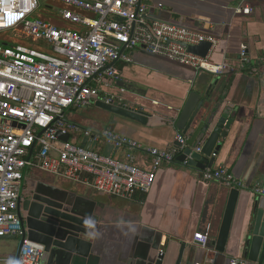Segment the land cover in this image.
Wrapping results in <instances>:
<instances>
[{
    "label": "crops",
    "instance_id": "0c3cea01",
    "mask_svg": "<svg viewBox=\"0 0 264 264\" xmlns=\"http://www.w3.org/2000/svg\"><path fill=\"white\" fill-rule=\"evenodd\" d=\"M146 4L150 22L172 24L213 38L216 44L209 57L216 64H227L230 72L216 77L152 56L139 47L129 54L131 62L116 65L120 80H108L110 86H104L102 93L153 113L148 125L115 118L95 103L70 109L67 113L83 112L70 118L66 113L65 118L93 132L111 129L135 139L143 147L135 151L137 162L147 167L151 159L145 149H171L177 145V135H184L166 122L170 118L167 116L179 114L190 93L205 91L215 78L226 85L234 78L227 100L234 107L236 119L219 154L212 156V169L227 168L246 185V189H237L239 197L225 252H216L212 243L217 239L232 189L205 181L202 170L178 161L164 163L151 191L137 193L131 200L102 194L35 168L26 170L24 192L35 189L58 201L78 196L92 206L94 226L86 237L89 243L71 264H155L161 252L168 262L176 264L182 247L181 264L211 259L213 263L208 264H230L233 258L247 261L243 251L245 232L255 204L263 198L253 189L264 186V1L250 0L254 11L249 15L236 12L240 0H146ZM48 20L63 28H76L60 19ZM243 46L249 59L244 69L240 61ZM85 138L78 135L70 140L81 145ZM112 153L123 155L121 150ZM198 234L209 237L206 248L196 239ZM18 247L19 242L0 239V264L15 261Z\"/></svg>",
    "mask_w": 264,
    "mask_h": 264
},
{
    "label": "built area",
    "instance_id": "2783aa9c",
    "mask_svg": "<svg viewBox=\"0 0 264 264\" xmlns=\"http://www.w3.org/2000/svg\"><path fill=\"white\" fill-rule=\"evenodd\" d=\"M52 1L62 6L60 19L76 28L36 16L38 0H0V239L24 234L19 202L28 168L131 200L137 193L150 192L158 169L175 163L189 149L186 136L177 135V145L171 149H145L151 160L141 167L135 151L143 147L135 139L111 129L93 132L65 118V111L88 108L98 100L124 104L121 98L102 93V88L110 86L108 80H120L116 65L131 62L132 51L142 47L152 56L216 77L230 72L227 64L188 51L202 42L214 46L213 38L150 22L146 0ZM253 11L250 0H240L236 9L246 15ZM240 61L244 69L249 61L245 46ZM59 134L81 135L102 151L111 146L123 155L105 156L96 148L62 141ZM201 153V147L194 149L183 164L189 166L193 155ZM202 177L229 189H246L227 168H207ZM253 191L264 198V186ZM196 239L207 247L208 236L198 234ZM44 257V247L26 239L15 264H43ZM208 263L213 260L195 264ZM230 264L248 263L233 258Z\"/></svg>",
    "mask_w": 264,
    "mask_h": 264
},
{
    "label": "water",
    "instance_id": "95a60500",
    "mask_svg": "<svg viewBox=\"0 0 264 264\" xmlns=\"http://www.w3.org/2000/svg\"><path fill=\"white\" fill-rule=\"evenodd\" d=\"M212 48V43L202 42L197 46H189L188 51L206 58ZM233 80L234 78L226 85L221 78H215L205 91L191 92L179 114L167 116L170 118L166 122L174 125L188 139L189 149L177 158L178 162L183 163L194 149L201 147L202 153L194 154L189 166L202 171L213 167L212 156L219 154L236 119L234 107L232 104H228L227 100ZM95 106L109 112L115 118H124L142 125H148L153 117V113L124 104L111 105L98 100L95 102ZM58 120L60 119L58 118ZM59 137L65 142L70 139L69 136L60 134ZM80 146L94 150L97 144L89 143V138L86 137ZM96 150L101 152L102 148L97 147ZM112 151L113 148L107 146L102 152L105 156H110ZM32 153L33 149L30 151L29 158ZM201 155L211 158V160L202 159ZM25 175L26 170L24 177ZM23 185L19 213L24 234L20 239H17L16 236L5 238L19 241L16 258L19 257L25 240L28 239L44 247L43 264H71L73 257L89 243L86 237L94 226L92 206L88 207L87 201L78 196L73 200L58 201L50 195H40L35 189L25 194ZM238 197L239 190L232 189L217 239L212 243L216 252H225ZM86 221H90V223H86ZM184 250L185 247H182L176 264H181ZM243 251L248 264H264V198L257 201L251 212L245 232ZM155 264L172 263L167 261V256L160 255Z\"/></svg>",
    "mask_w": 264,
    "mask_h": 264
},
{
    "label": "rangeland",
    "instance_id": "374dc122",
    "mask_svg": "<svg viewBox=\"0 0 264 264\" xmlns=\"http://www.w3.org/2000/svg\"><path fill=\"white\" fill-rule=\"evenodd\" d=\"M39 3V8L36 13V16L38 17H44L47 19H53L59 20L60 19V11L62 7L58 5L55 1L52 0H38ZM61 20V19H60ZM55 23V22H54ZM56 24V23H55ZM86 110V109H84ZM83 112V110H78V111H70L67 114V118L72 117L74 114H78ZM20 239V238H17ZM16 242H19L18 240H15Z\"/></svg>",
    "mask_w": 264,
    "mask_h": 264
},
{
    "label": "clouds",
    "instance_id": "9594fccd",
    "mask_svg": "<svg viewBox=\"0 0 264 264\" xmlns=\"http://www.w3.org/2000/svg\"><path fill=\"white\" fill-rule=\"evenodd\" d=\"M86 223H90V221H86ZM9 264H15V261H10Z\"/></svg>",
    "mask_w": 264,
    "mask_h": 264
},
{
    "label": "trees",
    "instance_id": "16d2710c",
    "mask_svg": "<svg viewBox=\"0 0 264 264\" xmlns=\"http://www.w3.org/2000/svg\"><path fill=\"white\" fill-rule=\"evenodd\" d=\"M44 18V17H43ZM46 19V18H45ZM39 48H40V46H39Z\"/></svg>",
    "mask_w": 264,
    "mask_h": 264
}]
</instances>
